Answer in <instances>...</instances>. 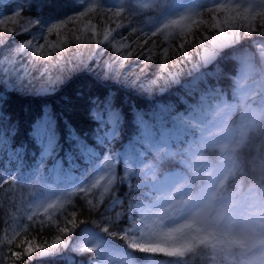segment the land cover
<instances>
[{"label": "snow or ice", "instance_id": "1", "mask_svg": "<svg viewBox=\"0 0 264 264\" xmlns=\"http://www.w3.org/2000/svg\"><path fill=\"white\" fill-rule=\"evenodd\" d=\"M26 2L29 0H16L17 8L0 20L5 25L0 45L12 36L30 33L37 24L32 18L21 19ZM81 6L83 10L74 8V15L47 25L39 38L32 36L18 44L12 49L14 55L47 61L56 47L49 36L54 32L59 36L70 25L75 35V25L87 19L98 46L111 42L110 37L112 41L117 37L128 40L130 37L121 33L113 35L127 27L135 36L132 44L139 42L140 46H129L123 59L134 56L144 65L141 73L152 63L153 54L146 47L150 42L157 46L152 37L178 30L180 55L169 56V49L162 48L165 64L160 69L162 75L153 82L165 81L159 85L165 94L172 84L180 83L186 65L194 62L195 68H189L190 79L184 82L188 86L177 98L179 107L165 103L150 112L131 110L135 132L126 145L121 143L124 115L114 106L111 94L93 101L91 116L99 121L92 135L94 143L73 135L71 148L63 151L54 134L33 137L32 159L37 167L50 162L54 168L69 171L83 165L89 177L104 173L90 185L86 180V186H78L76 192L90 195L105 181L97 197L81 195L84 207L73 205L64 226L57 224L59 234L50 245L41 244L39 252L89 253V264H112L113 258L116 264H187L189 255L198 251L211 264H264V67L255 66L257 57L264 62V0H197L192 6L181 0H155L157 15L146 30L132 23L139 14L136 0H118L111 5L81 0ZM92 19L101 25L115 23L116 28H105L101 39ZM189 43L197 49L195 54H190ZM169 60L176 63L169 65ZM105 77L147 91L142 80L123 78L122 73ZM5 121L0 111V154L10 164L23 167L29 150L14 142V129L6 127ZM117 144L121 151L114 147ZM100 146L107 153H103L105 161H114L106 169L96 167L93 159L100 156ZM120 164L125 166L123 171ZM0 181L10 183L3 176ZM145 200L153 209L150 217H141L137 211ZM85 213L88 218L81 219ZM88 224L123 245L112 247L81 229ZM24 245L23 254L29 257L37 251L29 241ZM21 256L19 251L11 252L13 261ZM69 264H74L71 257Z\"/></svg>", "mask_w": 264, "mask_h": 264}, {"label": "trees", "instance_id": "2", "mask_svg": "<svg viewBox=\"0 0 264 264\" xmlns=\"http://www.w3.org/2000/svg\"><path fill=\"white\" fill-rule=\"evenodd\" d=\"M2 5L3 3H0V9L6 7ZM27 5L22 13L28 17L37 16L42 20L48 12L45 9L44 15L39 14L38 6L33 0ZM256 60L264 67V62L259 57ZM149 68L156 70V65L150 64ZM85 74L87 72L79 71L69 76L59 89L50 95L36 97L34 93L14 89L15 93L8 91L0 98V111L6 117L5 126L14 129V142L23 144L29 150L23 167L10 164L6 156L0 154V176L10 181L7 185L0 181V264H69V257L74 264H85L86 254L79 256L66 253L64 257L44 259L23 254L24 241L42 244L55 239L59 234L57 224L64 226L70 212L74 210L73 205L76 209L84 207L85 201L81 199V195H88L89 198L98 196L95 188L91 190L90 195L75 191L77 187L73 185L79 178L88 177L83 165L72 171L54 168L50 162L43 168L37 167L32 159L35 150L33 137L35 135L48 137L54 134L63 151L71 148L70 137L73 135L86 138L90 144L94 143L92 135L99 121L91 116L93 101L111 94L114 106L124 115L125 127L121 143L126 145L135 132L131 110L135 108L149 112L152 104L137 93L126 91L124 95L120 94L113 82L98 81L99 83L95 82L93 85L91 81L85 80V83H78L77 80L85 77ZM259 145L260 140H257L256 147ZM114 147L121 151L120 144ZM97 151L100 152V156L93 157L96 163L103 156L104 146L98 147ZM9 171L12 172L11 176H8ZM30 215L34 217L33 220L28 219ZM80 218L88 217L85 213ZM9 240L12 241L11 244L8 243ZM12 251L22 253L19 260L13 261ZM187 264L204 262L198 257L189 256Z\"/></svg>", "mask_w": 264, "mask_h": 264}, {"label": "rangeland", "instance_id": "3", "mask_svg": "<svg viewBox=\"0 0 264 264\" xmlns=\"http://www.w3.org/2000/svg\"><path fill=\"white\" fill-rule=\"evenodd\" d=\"M33 1L38 6L37 10L39 14L44 15L45 9H47L48 12L45 17H42V20H39L37 16L28 17L22 13L23 15L21 19L32 18L37 21V24L34 25L30 33H26L27 35L21 34L18 36H12L5 45H0V98L1 96L4 97V93L8 91H10L11 93H15L14 89H19L21 91H25L26 93H34L36 97L50 95L51 93L57 91V89H59V87L65 80H67V78H69V76L79 71H85L87 72V74H85V77L79 78L77 80L78 83H82L85 80L91 81L93 85L95 84V82L99 83L100 81L113 82L117 85V87H115L120 94H125L126 91L128 93H137L140 94L139 96H142L145 99L151 101L152 104L150 111L154 109L156 105H164L165 103L175 104L177 107H179L177 98L182 95L184 88L188 86L184 82L190 79L187 73L189 72V68H195L194 62L184 67L183 73L179 76L180 83L172 84L171 90L168 91L167 94L159 90V85L164 84L165 81L161 80L155 84L153 83L157 77L162 75L160 69L163 68L165 64L161 49L168 48L169 56L180 55V53L177 52V47L180 43L181 35L178 33V30L166 31L164 34H158L157 37H152V40L157 41V46L154 47L150 42L148 45H146V47L150 49L151 53L153 54L151 65H156V70H153L148 66V69L143 73H141L139 69L141 67H144V65L135 60L134 56L129 57L127 60L123 59V57L127 55V52L129 51V46L132 49H138L140 46L139 42L136 44H132V40L135 39V36L130 35V30L127 29V27H121L117 29V32H114L113 35L116 36L117 33H121L125 36H129L130 38L128 40H121L119 37H117L115 41H112L110 37L109 40L111 42H106L105 45L98 46L95 43V40L91 38L92 28L88 24L87 19H85L83 22H78L75 25V28L77 30L75 35L72 31L69 30L70 28H72V26L70 25L69 29L61 30L59 36H57L55 32L49 36V42L54 43L56 47L51 49L52 56H50L47 61L32 57H17L12 52V49H14L18 44L26 42V40L30 39L32 36L39 38L44 34L47 25H49L51 22H55L56 19L66 18V15H74V8L83 10L81 6V0H59L52 1L50 3L44 2V0ZM102 2L111 5L117 3L118 0H102ZM126 2L127 0H125V3ZM196 2L197 0H181V3H187L190 6L194 5ZM0 3H3V5L6 6L5 8L0 9V20L8 15L10 13V10L17 8L16 0H0ZM154 3L155 0H136V7L139 14L136 16L135 20L132 21V23L137 28L146 30L148 27L153 26L155 17L157 15L156 11L153 8ZM26 5L27 2L24 5V8L28 7V5ZM197 11L199 10L197 9ZM196 19H199V17H196ZM205 19H209V17L205 16ZM221 20L223 21V16L221 17ZM91 23L96 25L101 39L103 38L105 28H116L115 23H104L101 25L100 23H98L97 19H92ZM128 23L129 21H124L125 25H127ZM7 26L10 27L12 25L9 22ZM4 28L5 25L0 24V32H3ZM77 35L80 37L79 40L76 39ZM36 42L37 41H34V43ZM38 42L43 43L44 41ZM121 45L127 46L121 47ZM98 48L99 51H97ZM189 48L190 54L196 53L197 49L191 47V43H189ZM202 52L203 50H201V54ZM44 54H48L47 49L44 50ZM52 57L55 58L53 59ZM117 60H119V63H116ZM167 63L169 65H172L176 63V61L169 60L167 61ZM81 64H83L82 67L79 66ZM255 66L257 69L261 67L257 60ZM164 71L167 72L168 69L164 68ZM117 73H122L123 78L142 80L143 86L145 89H147V91L140 92L131 85L118 83L114 79L105 77L106 74L115 75ZM50 82L52 83V86H50ZM104 155H107V153ZM104 155L96 163V167L106 169L108 168L109 164L114 163V161H111L110 159L108 161H105ZM124 167L125 166L123 164L119 165V169L121 171H123ZM101 175H104L102 171L97 172L94 176L91 177H81L79 181L73 186H86V180L90 185L96 179H99ZM133 183H135V179H133ZM104 185L105 181L101 180L100 187L95 188L98 191V195L101 191H103ZM137 211L141 217H150L153 209L149 201L145 200L142 202V204H138ZM151 218L154 219V217ZM81 229L94 234L100 239L105 240L112 247L119 249L123 245V241H119L112 237L110 238L114 240H110L109 237L104 236V234L99 233L98 230L93 229V226L91 224L81 227ZM81 229L77 232L79 233ZM51 243L52 241L42 244L50 245ZM31 244L37 248V251H34L31 257L37 256L40 259H44L45 257L60 258L66 255V253L62 255H43L39 252V246L41 244ZM71 254L79 255L75 253ZM85 254V264H89L87 256L91 254L84 253L83 256H85ZM189 256H191V258L198 257L201 261L204 262V264H211V262L206 261L198 251L194 254H190ZM112 264H116L115 258H113ZM161 264H163L162 261Z\"/></svg>", "mask_w": 264, "mask_h": 264}]
</instances>
